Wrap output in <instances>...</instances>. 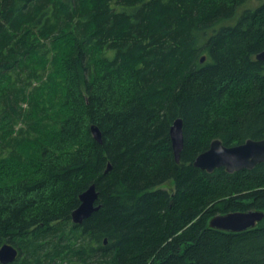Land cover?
Listing matches in <instances>:
<instances>
[{"label":"trees","instance_id":"16d2710c","mask_svg":"<svg viewBox=\"0 0 264 264\" xmlns=\"http://www.w3.org/2000/svg\"><path fill=\"white\" fill-rule=\"evenodd\" d=\"M263 49L264 0H0L5 264H264V217L208 226L264 211V162L192 163L213 139L264 138ZM93 183L100 206L73 223Z\"/></svg>","mask_w":264,"mask_h":264},{"label":"water","instance_id":"95a60500","mask_svg":"<svg viewBox=\"0 0 264 264\" xmlns=\"http://www.w3.org/2000/svg\"><path fill=\"white\" fill-rule=\"evenodd\" d=\"M257 60L264 62V49L255 55ZM204 56L201 57V62ZM92 136L101 142V131L96 125L90 126ZM169 138L175 160L179 161L180 151L183 147L182 119L173 120L169 128ZM264 162V138H248L244 142L232 146H225L221 140L213 139L209 147L199 153L193 160V165L208 172L215 168L224 167L228 172L242 169H251L255 165ZM98 193L95 184H91L79 195V204L71 212L73 223H81L100 205H95ZM264 217V211L260 209H249L245 211H231L216 214L208 221L210 228L222 231L241 232L253 228ZM17 248L10 243L0 246V262L8 263L17 256Z\"/></svg>","mask_w":264,"mask_h":264},{"label":"rangeland","instance_id":"374dc122","mask_svg":"<svg viewBox=\"0 0 264 264\" xmlns=\"http://www.w3.org/2000/svg\"><path fill=\"white\" fill-rule=\"evenodd\" d=\"M247 3H248V5H250V4H254V3H256V0H247ZM238 8H240V6L238 7ZM7 81V82H6ZM6 81H4L3 82V85L2 86H7L8 85V80H6ZM33 83H35V81L33 82ZM25 102H19V104H24ZM25 105V104H24ZM17 126H19V125H17ZM173 186V183L172 182H169V183H166V184H164V185H162V186H160V187H164V188H171Z\"/></svg>","mask_w":264,"mask_h":264}]
</instances>
